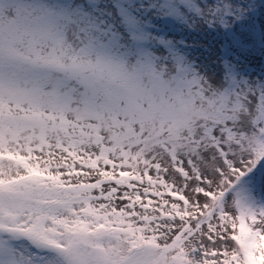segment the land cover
Segmentation results:
<instances>
[{
  "label": "snow or ice",
  "instance_id": "6c2138e0",
  "mask_svg": "<svg viewBox=\"0 0 264 264\" xmlns=\"http://www.w3.org/2000/svg\"><path fill=\"white\" fill-rule=\"evenodd\" d=\"M264 0H0V264H264Z\"/></svg>",
  "mask_w": 264,
  "mask_h": 264
},
{
  "label": "rangeland",
  "instance_id": "374dc122",
  "mask_svg": "<svg viewBox=\"0 0 264 264\" xmlns=\"http://www.w3.org/2000/svg\"><path fill=\"white\" fill-rule=\"evenodd\" d=\"M261 2V0H258ZM256 24L259 27L261 24H264V9H262L256 16ZM264 67V56L257 51L254 53L252 63L250 65V70L259 74L261 72V68Z\"/></svg>",
  "mask_w": 264,
  "mask_h": 264
}]
</instances>
